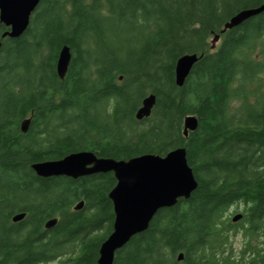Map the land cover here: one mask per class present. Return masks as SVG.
<instances>
[{"label":"trees","instance_id":"trees-1","mask_svg":"<svg viewBox=\"0 0 264 264\" xmlns=\"http://www.w3.org/2000/svg\"><path fill=\"white\" fill-rule=\"evenodd\" d=\"M262 3L40 0L26 30L1 39L0 264H97L112 230V172L41 177L31 163L83 149L162 156L179 146L196 189L159 209L112 264H264V10L221 32L232 15ZM6 29L0 22V37ZM63 45L71 59L61 79ZM184 53L199 58L178 86L174 67ZM149 94L151 112L137 119ZM187 115L197 127L185 135ZM241 230L236 255L228 235Z\"/></svg>","mask_w":264,"mask_h":264},{"label":"water","instance_id":"water-1","mask_svg":"<svg viewBox=\"0 0 264 264\" xmlns=\"http://www.w3.org/2000/svg\"><path fill=\"white\" fill-rule=\"evenodd\" d=\"M40 0H0V22L8 27L0 37H18L27 28L30 15ZM264 10V3L257 7L246 8L232 15L224 24L221 32L231 29L249 17ZM219 40V34L211 39V48ZM196 53L180 55L174 67V79L181 86L192 67L198 60ZM71 59V52L67 45H63L58 53L55 68L59 78H64ZM155 103V95L149 94L143 98L137 109V119L149 116ZM30 117L20 122L22 132L28 130ZM197 127L194 115L184 118L183 132ZM31 169L41 177L65 175L77 178L94 173L112 172L116 183L108 192L113 206L112 230L100 243L97 264H112L115 251L124 246L130 238L148 228L154 214L161 208L169 207L179 198H189L197 187L193 170L187 162L186 150L183 146L168 151L165 155L144 153L128 159L100 157L90 150L71 152L62 158L44 160L31 163ZM82 207V201L75 208ZM24 212L12 216L16 222L24 217ZM241 217L234 214L232 220ZM56 218L46 221L45 227L54 225ZM182 258V253L178 254Z\"/></svg>","mask_w":264,"mask_h":264},{"label":"rangeland","instance_id":"rangeland-1","mask_svg":"<svg viewBox=\"0 0 264 264\" xmlns=\"http://www.w3.org/2000/svg\"><path fill=\"white\" fill-rule=\"evenodd\" d=\"M235 209H236L235 207H231L230 208V212L228 214L229 215H231L232 213H233V215L237 214V213L241 214L240 211L234 212ZM240 209H241V206H239L237 210H240ZM239 220L238 219L234 220V221L231 220V222L235 223V222H238ZM228 236H229L228 243H231V247H232V250H233L234 254H236V255L239 254L241 252V250L243 249V246H244V243H245V238L243 237L242 233L241 232L233 233V232L230 231ZM258 241H259V243H258L259 247H261V246L263 247L264 244L261 243L260 239Z\"/></svg>","mask_w":264,"mask_h":264},{"label":"flooded vegetation","instance_id":"flooded-vegetation-1","mask_svg":"<svg viewBox=\"0 0 264 264\" xmlns=\"http://www.w3.org/2000/svg\"><path fill=\"white\" fill-rule=\"evenodd\" d=\"M94 174H95V173H94ZM89 175H90V174H89ZM84 176H86V175H84ZM241 217H242V214H241ZM241 217H240L239 219H241ZM231 218H232V217H231ZM239 219H238V220H239ZM239 232H241V233H242V230H241V231H239Z\"/></svg>","mask_w":264,"mask_h":264}]
</instances>
